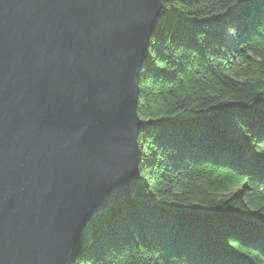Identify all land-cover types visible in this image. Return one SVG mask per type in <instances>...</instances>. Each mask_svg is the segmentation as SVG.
<instances>
[{"label": "trees", "instance_id": "1", "mask_svg": "<svg viewBox=\"0 0 264 264\" xmlns=\"http://www.w3.org/2000/svg\"><path fill=\"white\" fill-rule=\"evenodd\" d=\"M141 72V181L73 264H264V0H163Z\"/></svg>", "mask_w": 264, "mask_h": 264}, {"label": "water", "instance_id": "2", "mask_svg": "<svg viewBox=\"0 0 264 264\" xmlns=\"http://www.w3.org/2000/svg\"><path fill=\"white\" fill-rule=\"evenodd\" d=\"M163 0H0V264H73L141 181L140 78Z\"/></svg>", "mask_w": 264, "mask_h": 264}]
</instances>
